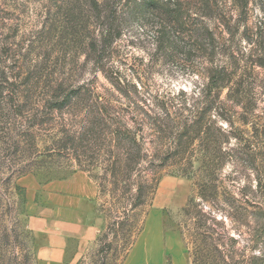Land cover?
Returning a JSON list of instances; mask_svg holds the SVG:
<instances>
[{
    "label": "rangeland",
    "instance_id": "obj_1",
    "mask_svg": "<svg viewBox=\"0 0 264 264\" xmlns=\"http://www.w3.org/2000/svg\"><path fill=\"white\" fill-rule=\"evenodd\" d=\"M225 1L226 12H241L235 0ZM217 13L220 12L213 9L209 15ZM247 15L250 25L264 22V0H249ZM102 20L91 10L88 0H0V78L6 86L4 93L11 96L0 97V103L5 104V107L0 104V264H38L33 250V234L27 224V204L18 183L32 175L41 182H47L68 177L75 171H84L97 186L95 219L101 223L102 229L97 245L92 244L85 249L76 264H123L137 242L155 235L179 237L185 247L187 264H202L201 246L191 237L198 210L191 200L199 197L200 181L210 179L214 175L210 172L216 166L212 164L208 169L193 170L201 165L198 159L204 163L222 160L215 154L206 156L203 150L209 141H214V134L221 138L222 151L230 156L220 173L222 189L242 201L247 198L264 204V94L258 85L264 78V68L249 69L245 74L248 85L244 100L246 111L243 110V115L230 114L233 126L219 121L212 112L207 115L211 127L210 140L202 133L195 140L193 154L192 150L184 160L169 159L167 152L162 155L161 152L169 145L178 120L174 108H182L181 111L191 115L186 108H191V103L196 104L203 97L202 89L206 83L204 65L197 60H167V54L155 50L156 28L151 21L134 18L127 19L121 36L112 48L101 53L104 61H100L91 48L96 46L92 41L99 38L98 34L103 29ZM244 52L238 71L243 74L247 61L249 66L254 62L252 58L247 60V50ZM105 62L114 66L118 78H115V73L103 71ZM6 76L11 80L18 78L10 89L8 81L5 82ZM25 78H30L28 86L24 84ZM110 78H114V82ZM84 81L90 83L96 92L110 94L122 89L136 98L149 113L142 123L141 116L131 118V126L161 152L154 151L157 167L149 175L143 174L141 180H136L145 186L143 191L146 195L143 202L132 209L123 202L121 183L116 186L112 176L105 178L100 173L103 169H99L100 175L95 178V171L90 173L85 169L88 161L79 160L71 147L65 149L58 144V135L62 136L59 129L64 124L58 115H62L42 116L45 112L44 97L50 91L46 84L65 82L78 86ZM115 82H119V87ZM10 99L11 105H8ZM168 109L171 111L167 116ZM64 111L63 117L71 118L72 112ZM123 111L128 112L127 109ZM132 111L133 108H129V112ZM133 114H136L135 108ZM167 119L171 121L167 122ZM244 119L247 123L243 122ZM220 126L229 137L219 134ZM236 136L243 141L239 143L241 140ZM214 143L215 150L220 142ZM244 144H247L245 149ZM164 155L167 160L162 159ZM188 161H194L193 170L189 169L187 175H182ZM128 194L132 195L130 201L135 203L136 189ZM196 202L210 212L202 201L197 199ZM124 206L132 214L129 240L121 230L118 236L107 227L111 216L118 215V210ZM186 206L189 213L185 212ZM227 206L224 205L225 209ZM224 229L237 238V252L227 251L232 241L227 240L226 244L221 241L219 247L225 261L220 264H234V261L251 264V255L258 254L256 251L263 248L261 242H257L255 249L251 247L254 241L250 240L249 233L256 230L255 223L249 226L245 220L235 223L229 218L225 220ZM107 231L108 235L100 240L102 233ZM108 242L112 247L101 253L100 245ZM202 252L207 253L204 249ZM166 257L171 258V255ZM206 261L211 263L209 259Z\"/></svg>",
    "mask_w": 264,
    "mask_h": 264
},
{
    "label": "trees",
    "instance_id": "obj_2",
    "mask_svg": "<svg viewBox=\"0 0 264 264\" xmlns=\"http://www.w3.org/2000/svg\"><path fill=\"white\" fill-rule=\"evenodd\" d=\"M88 2L96 16L103 18V29L101 28L98 34L99 38H94L92 41L96 46L91 48L93 53H97L100 61H104L101 53L112 48L117 38L121 36L127 19L134 18V20L144 19L145 22L151 21L156 28L155 50L167 54V60H197L204 65L206 71L202 99L196 104L191 103V108H186L191 115L181 111L182 108H174L173 112L178 115V120L175 130H172L171 141L162 152L156 150L151 141L145 140L140 135L141 132L132 128L133 117L141 116L142 123L144 116H149V113L138 104L136 98L122 89L119 88L118 93L110 94L96 92L93 86L85 81L78 86L67 85L65 82L45 85L50 91L44 97L45 112L42 116L56 117L54 113H60L63 117L64 110L72 112L71 118H61L58 115L61 122H64L62 129H59V134L62 136L58 135V144L63 145L65 149L71 147L77 153L76 157L79 160L88 161L86 162L88 167L85 169L90 173L95 171L93 174L95 178L103 173L105 178L112 176L116 186L121 183L124 188L123 202L132 209L141 204L146 195L143 191L145 186L137 181L143 178V174L149 175L151 170L157 167L154 151H160L161 155L167 152V155H170L169 159L172 157L184 160L189 151L191 153L193 150L192 154L194 153L195 140L202 133L207 140H210L211 127L207 115L214 112L219 121L233 126L234 120L230 114L243 115V110L246 111L244 100L248 93V85L245 74L249 69L264 68V22L249 24L247 15L249 0H235L241 8V12L236 14L226 12L225 0H104L103 2L88 0ZM213 9H217L220 13L210 16ZM244 49L247 50V60L252 58L254 62L249 66L247 61L243 74L238 71L241 69V54H245ZM102 69L106 74L111 72L116 74L115 78L119 77L118 71L107 62L103 64ZM5 79V82L8 81V88L15 86L18 80V78L11 80L7 76ZM25 79L24 84L28 86L30 78L26 79L27 82ZM110 79L114 82V78ZM115 83L119 87V82ZM258 85L264 94V78ZM5 88L0 78V97L3 99L9 97L4 93ZM17 88L19 89V86ZM0 104L5 107V104ZM9 104L11 105V99ZM129 108H133V111L135 108L136 114H133V111L129 112ZM123 109H127L128 112H124ZM169 111L171 110H167V116ZM169 121L167 119V122ZM243 122L247 123V120L244 119ZM219 134L228 136L223 126H220ZM215 136L217 135H213L214 141L220 142V145L214 150V141H209L203 150L206 156L215 154L222 160L204 163L198 159L201 165L196 170H193L194 161H188V166L184 168L185 172H181L182 175H187L189 169L197 172L203 168H210L212 164L216 166L211 170L213 172H210V174L214 173L210 179L200 181L199 197L191 200L194 208H198L195 212L196 222L193 224L191 237L199 242V247L201 246L200 253L204 255V260L201 258L200 262L220 264L221 261H225V256L222 255L219 247L221 241L225 244L227 240L232 241L227 251L237 252L235 246L237 238L224 229L225 220L230 218L235 223L245 220L249 226L255 223L256 230L253 229V233H249L250 240L254 241L251 247L255 249L257 242H261L263 248L256 251L258 254L251 255L250 262L264 264V204L247 198L242 201L222 189L220 173L230 156L222 151L221 138ZM236 137L241 140L240 136ZM242 141L243 139L239 143ZM246 145L244 144L243 149L247 148ZM162 159L167 160V156L164 155ZM211 160L215 161V159ZM99 169H103V172L99 173ZM133 189L137 192L135 203L130 201L132 195L128 194ZM197 199L206 204L210 212L205 211L202 205L196 202ZM224 205H228L226 209ZM127 206L118 210V215L111 216L107 227L109 230H114L117 235L121 230L125 239L129 240L131 233H128V228L132 222V214ZM185 212L189 213L188 206L185 207ZM107 235L108 231L102 233L100 240ZM111 247L112 244L108 242L103 246L100 245L99 249L103 253ZM128 249H124L125 252H129ZM203 249L207 253H203ZM216 253L219 255H215ZM206 259L211 260V263ZM238 263L234 261V264Z\"/></svg>",
    "mask_w": 264,
    "mask_h": 264
},
{
    "label": "crops",
    "instance_id": "obj_3",
    "mask_svg": "<svg viewBox=\"0 0 264 264\" xmlns=\"http://www.w3.org/2000/svg\"><path fill=\"white\" fill-rule=\"evenodd\" d=\"M18 183L38 264H76L85 249L97 245L102 229L95 219L97 186L86 172L47 182L32 175ZM185 255L179 237L148 236L133 246L123 264H187Z\"/></svg>",
    "mask_w": 264,
    "mask_h": 264
}]
</instances>
